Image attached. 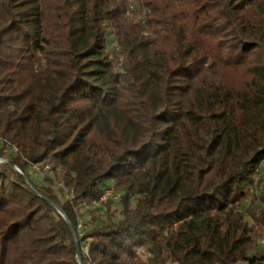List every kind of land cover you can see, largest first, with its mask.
Returning a JSON list of instances; mask_svg holds the SVG:
<instances>
[{
  "label": "trees",
  "instance_id": "obj_1",
  "mask_svg": "<svg viewBox=\"0 0 264 264\" xmlns=\"http://www.w3.org/2000/svg\"><path fill=\"white\" fill-rule=\"evenodd\" d=\"M130 1L0 0V264H264V0Z\"/></svg>",
  "mask_w": 264,
  "mask_h": 264
},
{
  "label": "rangeland",
  "instance_id": "obj_2",
  "mask_svg": "<svg viewBox=\"0 0 264 264\" xmlns=\"http://www.w3.org/2000/svg\"><path fill=\"white\" fill-rule=\"evenodd\" d=\"M129 5H132L134 9L131 11V13H126V22L125 24L122 22L119 16H115L114 14L107 15L105 19L103 20V27L105 29V43H104V52L110 54V55H118L121 58V49H122V42L127 45V34L125 32L126 23L130 22L134 18H138L142 21V25H144V29L146 32L144 33V36L147 38L150 36L152 31H155V42L158 47H162L163 49L167 50L169 55H173L174 49L172 45L170 44L168 40V29L166 25L163 23L164 21L159 20V18H155V20H152L151 23L146 24V13L148 11L143 12L137 8V3L134 0H131L129 2ZM136 12V13H135ZM138 13V14H137ZM154 37V35L152 36ZM203 44L200 43L198 47H202ZM119 73H123V69H118ZM2 146V143L0 142V147ZM27 172L30 174V176L39 184L43 185V178L45 175H49L53 177L51 172H48L45 169V166H39L38 168H34L33 166H30L27 169ZM55 193L61 197L62 199H70V192L65 191V193H62L58 187L55 188ZM115 198L113 199L112 204V210L115 212V219L118 220L121 215V205H120V199L119 196L114 194ZM104 205L97 203L95 205H92L91 207L82 206L80 208V222L82 223V231L85 229H89L94 225V220H96V223H98L102 218H105L106 215L103 213ZM99 220V221H98ZM250 224L252 225V221L249 220ZM261 239V241H263ZM261 248H264V242H260ZM84 249L87 246V243L84 242ZM169 264H177L173 263L171 260L169 261Z\"/></svg>",
  "mask_w": 264,
  "mask_h": 264
},
{
  "label": "built area",
  "instance_id": "obj_3",
  "mask_svg": "<svg viewBox=\"0 0 264 264\" xmlns=\"http://www.w3.org/2000/svg\"><path fill=\"white\" fill-rule=\"evenodd\" d=\"M130 7L133 8L132 5H131ZM34 168H38V167H37V166H34ZM51 168H52V166H51L50 164H47V165L45 166V169H46V170H50ZM261 168H262L263 171H264V162H262V164H261ZM113 195H114V191H113L112 189H110V190H106V192H105V194L103 195V197L101 198L100 202H103V201L107 200L108 197H113ZM113 198H115V197H113ZM94 204H96V203H94ZM79 228H82V223H81V222H79ZM260 242L263 243L264 240H263V241H260ZM84 250H85L86 254H88V248H85Z\"/></svg>",
  "mask_w": 264,
  "mask_h": 264
},
{
  "label": "water",
  "instance_id": "obj_4",
  "mask_svg": "<svg viewBox=\"0 0 264 264\" xmlns=\"http://www.w3.org/2000/svg\"><path fill=\"white\" fill-rule=\"evenodd\" d=\"M7 161H0V164L1 163H5ZM17 171H19L15 166H13ZM20 172V171H19ZM72 228V227H71ZM73 230V228H72ZM78 259H79V263H81V247L78 246Z\"/></svg>",
  "mask_w": 264,
  "mask_h": 264
}]
</instances>
